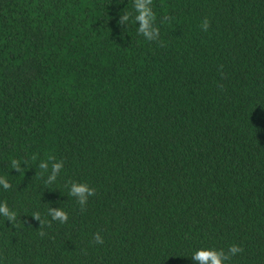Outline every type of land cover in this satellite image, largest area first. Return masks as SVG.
Instances as JSON below:
<instances>
[{
  "label": "trees",
  "instance_id": "1",
  "mask_svg": "<svg viewBox=\"0 0 264 264\" xmlns=\"http://www.w3.org/2000/svg\"><path fill=\"white\" fill-rule=\"evenodd\" d=\"M133 4L0 0V264H264V0H153L152 42Z\"/></svg>",
  "mask_w": 264,
  "mask_h": 264
},
{
  "label": "clouds",
  "instance_id": "2",
  "mask_svg": "<svg viewBox=\"0 0 264 264\" xmlns=\"http://www.w3.org/2000/svg\"><path fill=\"white\" fill-rule=\"evenodd\" d=\"M152 3L153 0H134L133 4L136 13L134 21L138 24L137 32L149 42L156 41L160 38V28L155 26L157 17L153 11ZM131 17L132 13H125L124 15L120 16L118 23L120 25H124L130 20ZM168 20L169 17H164L161 23H164ZM200 27L202 31H208L210 27V21L207 17L204 18ZM35 159L36 157L33 156V160ZM49 162H51V172L45 181L46 184L55 182L64 167L63 160L57 161L54 156H49L48 161H41L39 163V168L44 172H47L49 170ZM11 166L16 172L21 171L20 162L18 160L13 159L11 161ZM68 184L70 185L69 195L76 199L82 212L86 211L89 198L97 194L96 189L94 187H90L87 183L69 181ZM0 185L3 186L4 190H9L12 187L9 181L4 177H0ZM0 215L6 217L7 221L11 222V226H15L17 214L15 211L9 209L6 202L0 203ZM48 215L51 216L52 220L58 221L61 224L67 223L69 219L68 213L61 208L50 207L48 209ZM32 218L39 222V227L41 229H43L45 224H47L48 227H51V221L42 220L39 212L33 213ZM39 235L43 237L46 235V233L41 230L39 231ZM92 243L96 245L104 244V238L101 236L99 231L94 234ZM243 251L244 249L236 244L230 245L227 251L224 249L217 250L213 248H201L193 253L191 259L195 261L196 264H227V262L230 261L234 256H236L238 253H242Z\"/></svg>",
  "mask_w": 264,
  "mask_h": 264
}]
</instances>
